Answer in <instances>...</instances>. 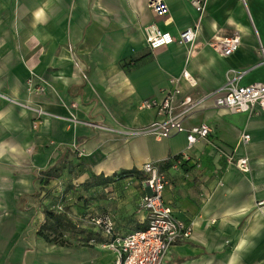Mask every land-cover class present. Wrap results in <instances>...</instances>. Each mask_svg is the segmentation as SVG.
Returning a JSON list of instances; mask_svg holds the SVG:
<instances>
[{"label":"crops","instance_id":"crops-1","mask_svg":"<svg viewBox=\"0 0 264 264\" xmlns=\"http://www.w3.org/2000/svg\"><path fill=\"white\" fill-rule=\"evenodd\" d=\"M166 3L155 15L148 0H0V264H115L96 220L112 221L118 236L149 225L143 177L117 174L146 176L144 162L184 152L187 163L164 171V199L192 235L164 264H264V114L207 101L186 125L206 122L212 135L189 150L185 133H127L157 118L140 103L162 99L185 68L198 85L181 87L193 95L237 75L241 85L264 81V0H208L203 16L191 0ZM151 23L176 36L198 26L195 54L178 43L152 50ZM236 32L241 44L229 56L206 44ZM31 78L45 90L29 94ZM26 104L47 112L37 127ZM234 151L249 157V172L229 162ZM61 161V175L46 179L42 171ZM47 209L66 211L81 230L66 236L69 245L38 234Z\"/></svg>","mask_w":264,"mask_h":264},{"label":"built area","instance_id":"built-area-1","mask_svg":"<svg viewBox=\"0 0 264 264\" xmlns=\"http://www.w3.org/2000/svg\"><path fill=\"white\" fill-rule=\"evenodd\" d=\"M207 1L191 0L200 16H203L206 10ZM243 1L245 2V0ZM148 7L155 15L168 12L166 0H148ZM198 32V26H190L176 36L169 31H163L156 23L144 27L146 40L152 50L178 43L187 45L190 55H194L198 47ZM206 44L216 49L220 54L229 56L239 48L241 36L238 32L230 36H216L214 40H210ZM260 50L264 57L263 45ZM239 77L237 75L229 78L220 89L193 95L184 93L181 87L182 82H185L190 88H195L198 85L196 76L185 68L180 75L169 79V88L166 89L162 99H147L140 103L141 108L156 109L157 118L148 126L127 133L131 135L152 134L157 139L185 133L189 150L200 140L208 139L212 135V127L206 122L191 127L186 125V120L192 112L203 107L207 101H212L213 107H225L232 112L264 114V81L241 85L238 83ZM44 90V85L37 86L32 78L28 80L27 91L29 94H38ZM26 106L35 113L34 127H37L47 112L39 105L26 104ZM250 140L251 135L244 133L240 141L248 143ZM234 153L235 151L229 154V162L234 163L241 171L249 172V157H237ZM188 159L187 152L181 153V157L174 163V166L180 167L181 163ZM142 171L146 175L143 184L150 190V193L144 194L141 199V206L149 213V225L146 229L116 237L106 245L117 253L115 264H164L172 246L179 241L188 240L192 235V226L176 217L171 206L165 202L164 191L169 184L167 175L161 172L158 164L152 160L143 163ZM96 222L103 223L106 233L112 235V221L99 218Z\"/></svg>","mask_w":264,"mask_h":264},{"label":"trees","instance_id":"trees-1","mask_svg":"<svg viewBox=\"0 0 264 264\" xmlns=\"http://www.w3.org/2000/svg\"><path fill=\"white\" fill-rule=\"evenodd\" d=\"M180 157L181 154H177L171 156L166 161L161 162L160 164H158L159 170L161 172H164L166 169L171 168L172 166H174V163L177 162ZM185 163H187V160H184L181 163V166H183ZM65 168H66L65 162L61 161L58 162V164H56L55 166L42 171V174L46 177V179L55 178L60 176ZM131 174L142 176L143 180L146 177L143 176V174L137 168H133L130 170H123L117 175L122 177ZM46 215H47V219L45 223L38 230V234L49 242H53L60 245H69L71 242L70 239H68L66 236L70 235L71 233L81 231L78 228V226H76L71 221L66 211L47 209ZM110 236H111L110 241H112L116 237H119L118 235H114L113 231H112V235Z\"/></svg>","mask_w":264,"mask_h":264},{"label":"water","instance_id":"water-1","mask_svg":"<svg viewBox=\"0 0 264 264\" xmlns=\"http://www.w3.org/2000/svg\"><path fill=\"white\" fill-rule=\"evenodd\" d=\"M149 190V189H148ZM149 193H150V190H149Z\"/></svg>","mask_w":264,"mask_h":264}]
</instances>
